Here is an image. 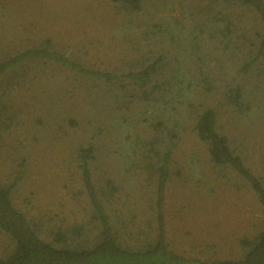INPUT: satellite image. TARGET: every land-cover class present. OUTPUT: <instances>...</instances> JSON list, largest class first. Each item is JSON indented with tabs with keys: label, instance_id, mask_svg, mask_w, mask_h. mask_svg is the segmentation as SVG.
<instances>
[{
	"label": "trees",
	"instance_id": "obj_1",
	"mask_svg": "<svg viewBox=\"0 0 264 264\" xmlns=\"http://www.w3.org/2000/svg\"><path fill=\"white\" fill-rule=\"evenodd\" d=\"M109 2L113 36L131 42L119 62L97 64L65 53L49 37L34 41L37 35L17 49L0 50V137L16 118L9 95L15 86H24L30 66L64 68L72 77L68 86L83 92L86 128L73 157L78 193L87 207L85 219L44 226L15 203L21 175L0 182V232L9 239L0 264H264V221L256 232L237 239V257L201 259L171 247L163 207L186 120L182 110L193 107L191 128L210 166L216 172L233 171L264 212L262 178L245 165L217 111L203 100L221 80L225 100L239 113L250 110L237 77L249 74L264 58V0ZM229 61L236 68L228 78L217 70ZM57 101L67 106L61 96ZM49 111L47 106L43 113ZM49 121L57 124L54 115ZM142 182L151 188L145 206L153 229L130 242L119 233L112 202L121 195L123 202H134V183Z\"/></svg>",
	"mask_w": 264,
	"mask_h": 264
},
{
	"label": "rangeland",
	"instance_id": "obj_2",
	"mask_svg": "<svg viewBox=\"0 0 264 264\" xmlns=\"http://www.w3.org/2000/svg\"><path fill=\"white\" fill-rule=\"evenodd\" d=\"M19 14L21 17L15 16ZM113 18L109 0H0V50L17 49L28 36L37 35L34 41L49 37L67 54L114 64L125 49L131 50V42L130 37L125 42L113 36ZM260 62L243 78L237 77L243 99L250 105L247 113H239L225 100L221 80L203 100L217 111L223 132L245 165L264 182V58ZM235 68L226 62L217 71L229 78ZM68 78L72 80L59 66H30L24 86H15L9 95L10 111L16 118L0 137V182L21 175L15 203L48 224L44 226L80 221L87 210L78 193L73 157V147L86 128L84 94L76 85L69 87ZM59 96L68 107L58 103ZM47 106L52 113H43ZM62 108L67 109L66 114ZM192 108L182 110L186 120L164 189L166 238L173 249L188 256L235 258L240 252L237 239L256 232L264 212L252 191L232 176L233 171L216 172L210 166L204 146L191 128ZM52 115L57 124L49 121ZM138 184L134 183V202H123V195L112 202L119 233L130 242L142 240L153 229L152 213L145 206L151 188L144 182ZM8 243L0 232V254Z\"/></svg>",
	"mask_w": 264,
	"mask_h": 264
}]
</instances>
